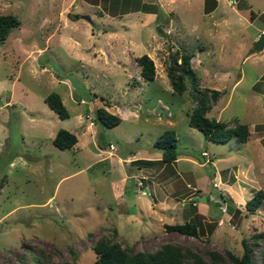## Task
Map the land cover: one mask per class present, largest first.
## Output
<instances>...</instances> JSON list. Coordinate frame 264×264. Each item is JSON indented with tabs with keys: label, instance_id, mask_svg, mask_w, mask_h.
Wrapping results in <instances>:
<instances>
[{
	"label": "rangeland",
	"instance_id": "obj_1",
	"mask_svg": "<svg viewBox=\"0 0 264 264\" xmlns=\"http://www.w3.org/2000/svg\"><path fill=\"white\" fill-rule=\"evenodd\" d=\"M142 3L163 15H145ZM216 5L207 14L206 0H0V14L20 21L0 43V264H93L103 236L131 253L181 243L239 257L242 240L263 232L252 250L259 264L264 201L254 212L244 204L264 190V130L255 129L264 124V48L254 50L264 0ZM184 52L197 85L220 91L207 116L247 124V142H213L188 125L195 91L174 94L166 73ZM143 54L154 81L140 76ZM51 92L69 118L47 105ZM98 107L121 121L98 122ZM59 129L76 145H54ZM170 129L178 158L169 166L153 143ZM223 190L242 193L232 198L239 213L222 212ZM199 196V236L166 230L191 218Z\"/></svg>",
	"mask_w": 264,
	"mask_h": 264
},
{
	"label": "trees",
	"instance_id": "obj_2",
	"mask_svg": "<svg viewBox=\"0 0 264 264\" xmlns=\"http://www.w3.org/2000/svg\"><path fill=\"white\" fill-rule=\"evenodd\" d=\"M215 7L216 0H206L204 12L210 13ZM138 10L143 13L156 14L157 16L163 15L162 10L155 4L142 3ZM19 26L20 21L14 15L0 14V43H3L7 39L12 29ZM192 57L193 54L190 52H184L179 57L174 56L171 58L166 70L174 94H184L188 89V84L195 91L192 95L195 105L188 112V125L200 131L207 140L213 142L225 143L233 136H236L243 143L247 142L250 135L247 124L235 120L234 126H231L230 122H224L207 116V113L212 108V102L219 97L220 91L206 87L200 88L197 85L196 73L191 63ZM136 61L140 67L141 78L144 81H154L156 73L153 60L147 54H143L137 57ZM44 100L59 118H69V112L58 93L51 92L46 95ZM95 117L98 122L107 127H113L121 121L119 116L108 112L103 107H98L95 110ZM255 129L264 130V124L255 126ZM52 142L60 149H70L77 143V137L68 130L59 129ZM153 145L161 151L162 156L160 161L166 165L170 166L177 160V138L174 130H165L155 139ZM219 198L221 202L226 203V210L228 209L229 213L233 211L236 213L240 212L235 209V204L230 196L220 193ZM263 201L264 190L259 189L245 202V209L248 212H254ZM191 202L196 203L197 199L195 198ZM192 210V216L189 220L181 224H166V230L198 237L200 234L201 214L197 212L195 207H192ZM113 232L116 233V230L113 229ZM262 235L263 232L252 234V243L243 239V250L239 257L230 251H227L226 255L218 250H205L202 252L198 248H191L181 243H165L154 251L131 253L118 242L110 240L107 236L100 237L91 249L96 256L93 264H254L252 256L253 246L258 243ZM202 253L208 257V260L205 259ZM37 263L42 264L41 262ZM51 264H74V262H52ZM259 264H264V247H260L259 249Z\"/></svg>",
	"mask_w": 264,
	"mask_h": 264
},
{
	"label": "crops",
	"instance_id": "obj_3",
	"mask_svg": "<svg viewBox=\"0 0 264 264\" xmlns=\"http://www.w3.org/2000/svg\"><path fill=\"white\" fill-rule=\"evenodd\" d=\"M216 7H217V5H216ZM216 7H215V8H216ZM215 8H214V9H215ZM214 9H213V10H214ZM213 10H212V11H213ZM212 11H211V12H212ZM211 12H210V13H211ZM142 13H143V12H142ZM207 14H208V13H207ZM145 15H153V14H151V13H145ZM263 48H264V47H263ZM75 135H76V134H75ZM76 137H77V136H76ZM77 142H78V137H77ZM75 145H76V144H75ZM75 145H74V146H75ZM221 182H222V181H221ZM226 185H227V184H226ZM227 186H228V185H227ZM228 187H229V186H228ZM229 192H230V194H229L226 190H223L222 194L230 196L231 199H232V198L235 199V200H236V199H238V200H239V199H242V197H240L242 193L238 196L235 192H233V191H231V190H230ZM143 193H144V192H143ZM147 193H148V191H147ZM227 193H228V194H227ZM238 194H239V193H238ZM233 199H232V200H233ZM192 200H193V199H192ZM233 202H234V201H233ZM156 203H158L161 207L166 206V205H164L163 202H162V203H160V202H156ZM234 204H236V203L234 202ZM192 207L197 208V204H196V203H191V206H190V209H189L190 212H193ZM198 213H199V212H198ZM199 214H201L202 216L205 215L204 213H203V214H202V213H199ZM221 218H222V217H220V219H221Z\"/></svg>",
	"mask_w": 264,
	"mask_h": 264
},
{
	"label": "water",
	"instance_id": "obj_4",
	"mask_svg": "<svg viewBox=\"0 0 264 264\" xmlns=\"http://www.w3.org/2000/svg\"><path fill=\"white\" fill-rule=\"evenodd\" d=\"M80 16H76L75 18H79ZM85 18H88L86 16H84ZM264 47V32L260 35L259 39L255 42V45H254V50L255 51H260L262 50ZM199 202L200 201H205L206 200V197L205 196H199L196 198Z\"/></svg>",
	"mask_w": 264,
	"mask_h": 264
},
{
	"label": "built area",
	"instance_id": "obj_5",
	"mask_svg": "<svg viewBox=\"0 0 264 264\" xmlns=\"http://www.w3.org/2000/svg\"><path fill=\"white\" fill-rule=\"evenodd\" d=\"M110 149H112V150L114 149V146L112 144L110 145ZM205 154H206V152H203V155H205ZM223 206L224 207H221V209H222V212L225 213L226 212V203H224Z\"/></svg>",
	"mask_w": 264,
	"mask_h": 264
}]
</instances>
